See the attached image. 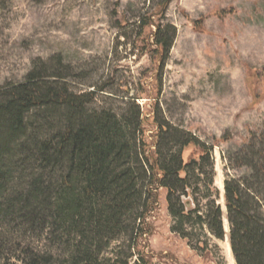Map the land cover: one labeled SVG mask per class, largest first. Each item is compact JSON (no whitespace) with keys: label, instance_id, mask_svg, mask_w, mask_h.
Segmentation results:
<instances>
[{"label":"rangeland","instance_id":"obj_1","mask_svg":"<svg viewBox=\"0 0 264 264\" xmlns=\"http://www.w3.org/2000/svg\"><path fill=\"white\" fill-rule=\"evenodd\" d=\"M162 1L0 0V92L23 83L45 63L64 70L71 92L95 94L91 111L122 116L140 107L148 153L156 149V114L162 124L217 144L213 185L202 182L200 192L183 199L199 213L182 223L171 213L168 191L147 186L146 196L156 198L143 220V236L132 243L129 235L121 236L103 258L128 264H236L225 182L247 175L246 168L232 167L230 160L242 154L252 132L264 135V73L262 88L252 81L264 71V0H173L159 14ZM159 24L164 34H176L164 63L154 43ZM30 122L38 124L34 116ZM20 181L9 187L24 191ZM209 201L223 209V240L198 223ZM0 203L7 202L3 198ZM5 206L0 211V264H30L34 255L49 259L45 264H68V248L47 221L32 222L19 208L8 214Z\"/></svg>","mask_w":264,"mask_h":264},{"label":"trees","instance_id":"obj_2","mask_svg":"<svg viewBox=\"0 0 264 264\" xmlns=\"http://www.w3.org/2000/svg\"><path fill=\"white\" fill-rule=\"evenodd\" d=\"M171 1L159 4V14ZM165 32L159 24L154 34L161 63L176 37ZM63 71L43 63L23 83L1 89L0 199L7 202L8 214L15 215L19 208L32 222H40V217L41 223L47 221L68 248V264H128L106 260L103 254L123 235H129L131 243L143 236V220L156 198L146 196L147 186L165 188L171 213L187 222L199 210L190 209L183 199L200 192L202 182L207 188L213 185L212 153L217 144L162 124L156 114V149L148 153L140 107L122 116L91 111L95 94L71 92ZM263 73L258 71L252 80L256 89L259 84L262 88ZM248 88L256 98L252 83ZM32 116L38 124L31 125ZM230 163L248 171L240 180L225 182L233 256L236 264H264V135L252 132L242 154ZM18 178L24 191L9 187ZM213 192L220 197L218 190ZM6 204L0 203V211ZM197 220L216 238H225L223 209L216 201H209L205 216ZM34 256L30 264L49 262ZM141 261L147 263L143 257Z\"/></svg>","mask_w":264,"mask_h":264}]
</instances>
